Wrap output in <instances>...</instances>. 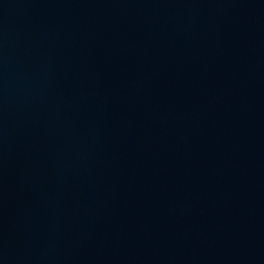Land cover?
<instances>
[{"label": "water", "instance_id": "95a60500", "mask_svg": "<svg viewBox=\"0 0 264 264\" xmlns=\"http://www.w3.org/2000/svg\"><path fill=\"white\" fill-rule=\"evenodd\" d=\"M264 75V0H0V264H163Z\"/></svg>", "mask_w": 264, "mask_h": 264}]
</instances>
